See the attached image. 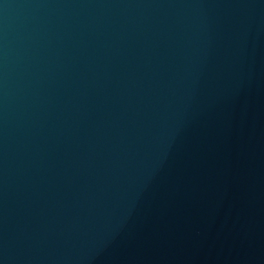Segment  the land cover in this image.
Segmentation results:
<instances>
[{"label": "water", "instance_id": "1", "mask_svg": "<svg viewBox=\"0 0 264 264\" xmlns=\"http://www.w3.org/2000/svg\"><path fill=\"white\" fill-rule=\"evenodd\" d=\"M0 264H264V0H0Z\"/></svg>", "mask_w": 264, "mask_h": 264}]
</instances>
